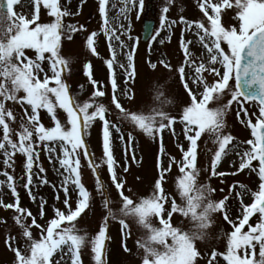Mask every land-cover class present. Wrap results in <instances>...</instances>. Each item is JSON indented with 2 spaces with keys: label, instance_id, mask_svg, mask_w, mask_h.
<instances>
[{
  "label": "snow or ice",
  "instance_id": "snow-or-ice-1",
  "mask_svg": "<svg viewBox=\"0 0 264 264\" xmlns=\"http://www.w3.org/2000/svg\"><path fill=\"white\" fill-rule=\"evenodd\" d=\"M29 2L31 11L24 14L15 11L21 0H0V176L5 177L0 180V188L6 186L15 198V203L7 204L0 199V207L14 211L13 220L21 229L19 238L9 235L5 241L14 254L13 264H69V260L70 264H83L86 249H90L92 264H108L106 241L110 238L111 222L120 225L121 247L125 253H131L126 244L132 236L129 220L143 230L136 241L137 255L143 252L141 264H201V260L221 264V259L226 264H264V0H197L202 16L194 21L182 15L179 21L169 20L166 14L172 0H167L161 9L159 28L150 35V41L158 45L171 42L174 26L183 25L177 38L181 63L173 67L161 56L155 63L149 58L147 66L153 71L162 66L176 74L188 102L181 103L168 96L163 85H154L153 104L147 110H133L123 103L135 99L139 41L130 34V25L120 24L123 31L116 34L107 16L108 0H99L98 9L103 21L102 34L112 53L111 59L104 60L108 79L103 84L95 80L93 65L85 63L83 72L93 91L83 101L78 98L80 93L73 94L68 83L74 60L62 55V44L65 40L71 42L75 34L86 29L64 22L73 13L61 0ZM121 2L124 7L120 12L125 20L137 4L140 10L136 18H140L144 0ZM42 12H46L48 22L42 19ZM100 35L92 32L86 38L87 49L97 58ZM114 41L123 50L120 56L116 55ZM151 42L150 54L156 46ZM80 89L82 92L84 85ZM103 99H108L109 104L105 105ZM234 105L236 118L241 123L245 122L241 114L247 118L246 127L251 129L254 139L239 142L228 132L227 116ZM44 116L51 126L44 124ZM97 123L102 134L99 162L89 153L87 143ZM124 125L131 130L125 132ZM136 131L158 146L157 176L150 194L143 197L128 186L126 178L131 164L142 163V157L138 159L136 155ZM165 133L175 140L181 153L179 161L167 152ZM117 139L125 145L122 163L115 156ZM201 141L204 148L200 147ZM209 142L215 150L210 167L204 168L198 158L201 154L208 156ZM230 154L235 171L225 173L219 165ZM17 155L23 157L22 186L33 202L36 196L32 189L49 184L42 175L47 171L41 163L42 155L60 178L59 188L55 184L52 187L63 192V210L54 206V217L44 226L37 222V216L44 219L46 215L47 202L43 198L36 215L20 204L14 175ZM85 166L93 174L104 211L94 235L77 227L82 214L92 211L94 199L83 183ZM102 166L108 176L107 185L101 177ZM173 167L178 168L179 176L176 191L169 193L165 184ZM246 170L250 176L258 177L257 190L239 184V190L233 192L237 188L234 183L228 194L218 200L213 198L216 189L200 180L202 173L224 177ZM110 190L115 191V199ZM246 196H251L250 204L244 203ZM229 199L239 201L235 218ZM56 200L60 201L59 195ZM114 204L118 207L114 208ZM175 215L181 220L173 224ZM217 215L232 230L225 233L221 229L215 237L226 239L225 252L213 249L210 259H206L208 254L201 252L198 242L213 239L209 230ZM253 217L255 224L251 223ZM29 218L30 223H26ZM33 227L39 230V238L33 235Z\"/></svg>",
  "mask_w": 264,
  "mask_h": 264
},
{
  "label": "rangeland",
  "instance_id": "rangeland-1",
  "mask_svg": "<svg viewBox=\"0 0 264 264\" xmlns=\"http://www.w3.org/2000/svg\"><path fill=\"white\" fill-rule=\"evenodd\" d=\"M62 5L67 6V10L73 13L68 17L64 18V22L77 24L78 26H83L86 31H80L74 35V39L69 42L65 40L62 44V55L65 57L73 58L74 62L71 64L72 74L68 80V83L71 85L73 94L80 93L79 99L81 101L86 100L90 97L93 89L88 82V78L84 75L83 66L87 62H91L93 65L94 79L100 83H105L108 79V71L104 60L111 59L112 53L109 51L108 41L102 34V18L99 14V0H61ZM167 0H144V8L141 11V16L139 19L136 18V12L139 11V6L132 8L130 12L127 13L128 20L124 19V14L120 15V9L124 7L121 0H108L106 6L107 16L110 20V23L114 29H116V34H120L123 29H120L119 26H115V18H111L115 14L120 15V24L125 26L130 25L131 35L138 39L139 46L138 52L136 54V67L138 70V77L135 81L134 90H135V99L131 102L123 101L126 107L133 110L147 108L153 104V95H154V85H163L165 93L174 97L177 101L181 103H187L188 97L183 91L182 87L179 85L178 76L174 73H170L164 67H159L157 70L153 71L147 66V61L149 58L152 62H157L161 56L170 61L173 67L178 66L181 63V57L178 55L177 47V38L180 36L181 29L183 25L174 26L173 38L171 42L165 41L164 45H158L156 42H151L150 38L143 42L141 40L142 28L144 21H153V31L152 34H155V30L159 28V16L161 14V9L166 5ZM131 7V5H129ZM17 13L27 14L31 11V5L29 0H21V3L18 4L15 8ZM169 20L179 21L180 16L182 15L187 20H198L201 18L202 13L199 11L197 6V0H172V3L169 5V12L166 14ZM42 19L44 22H48L49 18L47 17L46 12H42ZM92 32L101 33L98 38V52L99 58L93 56L90 50L86 47V38ZM126 40V37H123ZM155 44V48L152 50L151 54L149 53L148 44ZM114 46H118L119 42H113ZM117 55V54H116ZM122 72V70H120ZM120 82L123 84V77H120ZM80 85H84V89L81 92ZM111 87L110 84L108 85ZM105 105L109 104L108 99H103L102 101ZM233 111L227 116L228 132L231 133L233 137L236 138V141L246 142L249 139H254L251 134V129L246 127L247 118L243 117L241 114V119L245 122L241 123V120H238L235 115L236 106H233ZM178 110V109H177ZM250 112L257 111L256 109H249ZM43 116V113H41ZM61 119H64L63 114H61ZM115 119V117H112ZM253 123H255V116L251 117ZM43 122L46 126H51L47 116H44ZM124 131L127 132L130 129L129 126L124 125ZM177 132L180 131V126H176ZM136 137V155L140 159L142 157V163L140 165L131 164V172L127 174V183L138 196H147L150 194V186L152 185L154 179L157 176L156 170V161L158 155V146L156 143H153L149 138L144 136L139 131L134 133ZM207 137H204V140H207ZM88 151L96 158V162H99V158L102 155V134L100 124L97 123L92 129L90 136L87 137ZM164 143L166 145L167 152L174 156L177 161L180 160L181 153L176 147V142L169 134L165 133ZM200 147L204 148V142H200ZM207 147L211 149L208 156L205 157L201 154L198 158L199 165L204 168L210 167V158L213 155L215 146L208 143ZM231 147V145H230ZM129 153V158H130ZM115 156L118 161L122 163L123 157L125 156V145L118 139L115 142ZM15 163L14 175L17 181V191L19 195L20 204L23 208L30 210L33 215L37 214L38 207L41 198L47 202L46 205V215L44 219H40L37 216V222L42 226L45 225V222L54 217L53 207H59L63 210V192H57L56 189L52 187L53 184L59 188L60 178L57 176L53 166L48 162L45 155L41 156V163L47 170L45 174L46 178L49 181L48 185L39 184L38 187L32 189L33 194L36 196V201L33 202L28 194V191L23 188L22 184L24 180V171L22 167L23 157L17 155ZM167 162V158H165ZM224 162V160H223ZM256 163V162H253ZM86 165L87 162L85 161ZM223 165L220 168L221 171L225 173H231L235 171L231 165L227 163H222ZM0 171H3V164L0 163ZM11 172L12 170L9 169ZM141 177L140 181L136 180V177ZM179 176V170L177 167H173L171 174L168 176L167 183L165 187L169 193H174L176 178ZM101 177L108 184V176L103 166L101 168ZM5 177L0 176V180H4ZM200 180L202 183H210L213 188L216 189L213 194L214 199H220L225 194H228V189L234 183H237V188L233 189V192L239 190V184L246 185L252 191H256L258 188V177L255 174L251 176L248 174L247 170L244 172H238L236 175H226L224 177H210V174L202 173ZM221 180H224L225 183H221ZM38 183V182H37ZM83 183L85 187L92 193L94 199L92 202V211L86 210L82 214L81 218L78 219L77 227L79 229L87 231L89 235H94L98 231V226L102 222V216L104 214L102 208V198L96 193L95 190V180L90 169L86 166L83 169ZM223 188L224 191L221 192L220 189ZM60 196V201L57 202L56 196ZM110 195L113 199L116 198L115 191L110 190ZM0 199L3 200L5 204L15 203V198L11 195V191L7 189L6 186L0 188ZM75 195H73V208L75 207ZM135 199V197H134ZM178 199V197H177ZM249 201H252L251 196H247ZM247 201V202H248ZM245 203V202H244ZM229 206L232 208L231 215L235 209L238 208L239 201L236 199H229ZM247 204V203H246ZM114 208L118 207L117 204L113 205ZM13 210H6L0 207V264H13L15 259L14 254L8 250V247L5 243L9 235L13 237H20L21 229L13 220L14 215ZM233 217V215H232ZM235 218V216L233 217ZM181 220L179 215H175L173 218V224H176ZM3 221H6L4 223ZM214 225L210 228V235L213 239L209 242H198V247L201 252H207L206 259H210V254L213 249L217 252L223 253L226 249V239L221 238L219 240L215 239L219 235L221 229L225 233L232 230L231 225L224 221L222 216L217 215L214 217ZM256 218L253 217L251 223L255 224ZM26 223H30V218ZM128 223L131 225L132 236L126 241L127 247L131 249V253H125L121 247L122 237L120 234V225L116 222L110 223V238L106 241V246L108 249L107 260L108 264H141L140 257L143 256V252L137 255L136 241L139 236L143 234V230L140 229L135 222L129 220ZM155 223V221H154ZM33 235L39 238L40 232L36 228L31 229ZM90 249L85 250V255L82 257L83 264H92L91 257L88 254ZM70 264V260H69ZM201 264H206L205 260H201ZM221 264H226L221 259Z\"/></svg>",
  "mask_w": 264,
  "mask_h": 264
},
{
  "label": "bare ground",
  "instance_id": "bare-ground-1",
  "mask_svg": "<svg viewBox=\"0 0 264 264\" xmlns=\"http://www.w3.org/2000/svg\"><path fill=\"white\" fill-rule=\"evenodd\" d=\"M120 15H121V12H120ZM120 15L118 14H115V15H113L112 16V14H111V18L112 17H114L115 18V26L117 27V26H119L120 25V22H118L119 20H120ZM116 47V54H117V56H120L121 55V52L123 51V50H121V49H119V47L118 46H115ZM234 159V157H233V155H229L228 156V158L227 159H224V162H222V163H227L228 165H231V161ZM235 159H239V157H235ZM220 164L219 165V167H221L223 164ZM248 201V199H247V196L244 198V202H245V204L247 203V204H250L252 201H250V199H249V201ZM232 215H233V217L235 216H237V209H235L234 211H233V213H232Z\"/></svg>",
  "mask_w": 264,
  "mask_h": 264
},
{
  "label": "water",
  "instance_id": "water-1",
  "mask_svg": "<svg viewBox=\"0 0 264 264\" xmlns=\"http://www.w3.org/2000/svg\"><path fill=\"white\" fill-rule=\"evenodd\" d=\"M151 29H152V23H146L145 31H144V34H143V39L144 40L149 37V35L151 33Z\"/></svg>",
  "mask_w": 264,
  "mask_h": 264
}]
</instances>
